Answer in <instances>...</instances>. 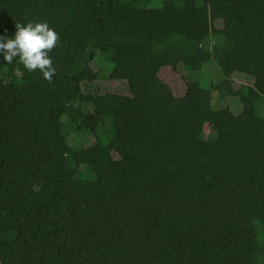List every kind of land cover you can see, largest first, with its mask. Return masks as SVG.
Here are the masks:
<instances>
[{
    "label": "trees",
    "instance_id": "obj_1",
    "mask_svg": "<svg viewBox=\"0 0 264 264\" xmlns=\"http://www.w3.org/2000/svg\"><path fill=\"white\" fill-rule=\"evenodd\" d=\"M29 21L60 43L52 83L0 56V264H264V0H0V36ZM208 63L238 113L159 77Z\"/></svg>",
    "mask_w": 264,
    "mask_h": 264
},
{
    "label": "rangeland",
    "instance_id": "obj_2",
    "mask_svg": "<svg viewBox=\"0 0 264 264\" xmlns=\"http://www.w3.org/2000/svg\"><path fill=\"white\" fill-rule=\"evenodd\" d=\"M161 1L162 0H152L153 6H159ZM216 23L219 24V22ZM187 49L189 51H194L196 47L188 45ZM110 67V63L101 62L98 64V67H96V69L104 72ZM159 77L171 86V88L173 89V93L176 96L183 94L185 90L184 84L186 82L196 81L199 82L202 87L209 90L210 104L213 109L229 107L233 111V113H238L240 111V103L238 99H233L231 97L220 99L217 92L210 88V85L215 83L219 78V70L211 63L206 64L200 72H192L188 70L184 71L181 67L174 71L170 67H163L159 72ZM232 80L235 81V88L241 87L242 85H252L253 82L250 76L243 75L237 72L233 74ZM82 88L85 94L92 95L104 93L108 90L121 95H127L128 93L127 85L122 81L110 82L108 80H103L96 83H85ZM256 112L259 116H264V102L262 104H256ZM61 133L66 137L67 144L73 148L85 147L92 144L93 142V139L87 133H80L78 136H71L69 135L68 130L65 127H61ZM68 162L71 163V160H68ZM13 237V234H6V239L8 241L13 239Z\"/></svg>",
    "mask_w": 264,
    "mask_h": 264
},
{
    "label": "clouds",
    "instance_id": "obj_3",
    "mask_svg": "<svg viewBox=\"0 0 264 264\" xmlns=\"http://www.w3.org/2000/svg\"><path fill=\"white\" fill-rule=\"evenodd\" d=\"M15 29L12 38L0 36V56L7 64L15 61L28 72L39 71L52 83L56 68L50 53L60 43L59 34L47 22H16Z\"/></svg>",
    "mask_w": 264,
    "mask_h": 264
}]
</instances>
